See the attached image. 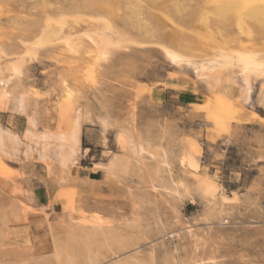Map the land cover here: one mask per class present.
<instances>
[{
  "label": "rangeland",
  "instance_id": "rangeland-1",
  "mask_svg": "<svg viewBox=\"0 0 264 264\" xmlns=\"http://www.w3.org/2000/svg\"><path fill=\"white\" fill-rule=\"evenodd\" d=\"M211 5L140 0L134 17L125 0H0L8 55L23 56L48 16L105 17L149 43L112 50L103 63L88 48L26 56L0 110V264H264L261 85L249 108L230 70L205 88L155 44L194 55L217 43L264 48V18L217 22ZM180 91L197 100L179 103ZM239 106L246 112L235 116ZM74 133L66 167L60 136Z\"/></svg>",
  "mask_w": 264,
  "mask_h": 264
},
{
  "label": "bare ground",
  "instance_id": "bare-ground-1",
  "mask_svg": "<svg viewBox=\"0 0 264 264\" xmlns=\"http://www.w3.org/2000/svg\"><path fill=\"white\" fill-rule=\"evenodd\" d=\"M125 1L128 4V9L130 8L129 10L130 15H134V17L136 15L137 17V13H138L137 11L139 10L138 3L140 0H125ZM204 1L205 2L212 1V5L208 9L209 10L208 15L210 14L211 17H213L217 22L229 16L239 17L241 18V20L244 19L251 22L254 21L256 22L264 18V1H259V0H204ZM175 11L177 13L180 12V8L178 5L175 6ZM48 17L45 18L46 20L42 24V27L40 29L38 28L39 32L36 33V36L34 35L35 37L31 39L32 41L31 40L30 42L27 41V43L24 42L26 53L23 56L8 55L2 48H0V110H3L6 107V102L11 97L9 87L12 85L15 79L21 76L22 66L24 64V61L26 60V56L32 57L40 49L53 50V48H60L63 55H69L71 57H79V56H83L84 51L86 50V48H88L94 53V59H96V63H99L102 61L103 62L107 61V59H109L108 58L109 55H112L110 54L112 50L126 49L130 46L143 47L149 44L148 42L146 43L139 41V39L137 40L132 35H130V33L125 32L122 29L118 28L114 23H112L109 19L105 17H88V16L85 17L83 15L63 16V17H58L56 19L54 17L53 18L52 17L48 18ZM128 17L130 21L131 17L129 15ZM132 22L139 30L142 31L148 30L146 25L141 24L138 21L134 22L133 19ZM242 29L243 27H241L240 30ZM221 39H223V37ZM214 41H218V40H215L214 38ZM183 42L186 41L183 40ZM155 44L159 47L163 57L171 65H173L177 69L185 71L194 80L199 81L205 88H210L217 85L220 82L221 71L230 70L232 73L230 75V78L239 85L241 91V97H243L244 106L245 105L249 106L250 104L249 100L251 98V94L254 89V84L257 81H259L261 85L257 102H260V100L264 97V48L246 50L240 48L239 46L238 49H228L223 47L221 44L217 43L209 53L203 55H199V54L194 55L191 53H187L184 46L181 49H177L175 48L177 46L175 45L174 47L172 44H171L172 47L163 45L164 43L162 44L155 43ZM37 55L38 53L36 54V56ZM244 106L238 107L235 116H237L239 112H243V113L246 112L245 109L243 108ZM251 114L256 116L255 113H251ZM66 137H67L66 135L60 136V138L63 141H65L66 144L68 143L67 145L69 146V148L65 149L66 151L60 150L59 152L60 160L62 165L66 167H71L74 164V160L76 158L75 148L77 147L78 144L75 133L73 135L70 134L69 137L67 138ZM123 138L124 137H121V139ZM121 139L118 138L117 140H119V142L122 143ZM124 140L126 139L124 138ZM137 150L139 153L142 152L141 147L140 148L138 147ZM116 159L114 158L110 159V161L107 164L108 170L111 171L114 170V168L116 167V161H117ZM161 163L163 165V162ZM178 185L182 187L180 184ZM179 192L181 191L179 190ZM179 192L176 190L175 191L176 195L181 194ZM181 196L183 195L181 194ZM67 248L68 247H66V251ZM62 249L64 250V248H61V250ZM72 251L73 250H71V253H74ZM59 252L61 253V251ZM59 252H55V258L57 257V261H59L58 259ZM79 255L81 257V254ZM83 255L86 256V254Z\"/></svg>",
  "mask_w": 264,
  "mask_h": 264
},
{
  "label": "crops",
  "instance_id": "crops-1",
  "mask_svg": "<svg viewBox=\"0 0 264 264\" xmlns=\"http://www.w3.org/2000/svg\"><path fill=\"white\" fill-rule=\"evenodd\" d=\"M174 96L181 104H192L197 100V94L193 91H180L175 93Z\"/></svg>",
  "mask_w": 264,
  "mask_h": 264
}]
</instances>
